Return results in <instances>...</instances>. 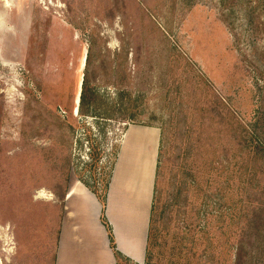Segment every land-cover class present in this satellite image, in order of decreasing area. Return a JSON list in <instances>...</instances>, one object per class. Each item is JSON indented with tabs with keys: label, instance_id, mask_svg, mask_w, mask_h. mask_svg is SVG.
<instances>
[{
	"label": "rangeland",
	"instance_id": "obj_1",
	"mask_svg": "<svg viewBox=\"0 0 264 264\" xmlns=\"http://www.w3.org/2000/svg\"><path fill=\"white\" fill-rule=\"evenodd\" d=\"M111 179L117 264H234L264 209V0H0V264H53L62 194Z\"/></svg>",
	"mask_w": 264,
	"mask_h": 264
},
{
	"label": "crops",
	"instance_id": "obj_2",
	"mask_svg": "<svg viewBox=\"0 0 264 264\" xmlns=\"http://www.w3.org/2000/svg\"><path fill=\"white\" fill-rule=\"evenodd\" d=\"M137 136L138 132L133 131ZM149 138L144 140V145L155 142L154 133L149 132ZM125 135H130V130ZM143 144V143H142ZM135 155V147L132 148ZM140 157H144L143 149L138 151ZM117 167L114 170L116 172ZM114 174L112 178L114 177ZM125 185L126 183L123 182ZM112 188V179L105 199V219L112 229L107 207L110 203V190ZM62 203V212L59 219L56 248L53 258V264H117L115 255L110 249L107 231L101 223L100 216L102 207L94 194H92L82 183H76L69 186L65 192ZM147 201L144 200L143 222L146 223L145 208ZM149 203V201H148ZM87 218V219H86ZM85 219V221H84ZM84 221V222H82ZM146 227V226H145ZM113 231V229H112ZM113 234V232H112ZM116 252L126 257V252L122 250L121 242L116 237ZM128 258V257H127Z\"/></svg>",
	"mask_w": 264,
	"mask_h": 264
},
{
	"label": "trees",
	"instance_id": "obj_3",
	"mask_svg": "<svg viewBox=\"0 0 264 264\" xmlns=\"http://www.w3.org/2000/svg\"><path fill=\"white\" fill-rule=\"evenodd\" d=\"M88 50L86 55L85 62V71L94 61L95 49L93 43H88ZM88 76L85 74L83 76L82 88L80 93V107L82 108L83 102L85 101V95L88 92ZM79 107V113L81 114V108ZM93 161L96 162V159L99 160V156L95 151L94 156L92 157ZM92 194L95 195L98 202L102 207V212L100 216L101 223L107 231V236L109 239L110 249L113 251L115 258H119L120 255L115 250V241L111 233V229L104 217L105 212V195L101 196L97 191L89 187L86 183L81 182ZM65 197V192L62 194L61 201L63 202ZM257 214L255 215L254 220H250L247 223L245 230L242 232V237L238 241L235 261L234 264H264V209L258 208ZM254 244V247H253Z\"/></svg>",
	"mask_w": 264,
	"mask_h": 264
},
{
	"label": "bare ground",
	"instance_id": "obj_4",
	"mask_svg": "<svg viewBox=\"0 0 264 264\" xmlns=\"http://www.w3.org/2000/svg\"><path fill=\"white\" fill-rule=\"evenodd\" d=\"M77 99V98H76ZM150 136H148V138H149ZM149 158V157H148ZM143 162H145V166H146V168H145V173H146V176L144 177V181L142 182V183H140V176H139V173H138V168H139V166L140 165H138V168H136V169H134V171H131V170H129V171H131V172H129L128 173V179H129V181H130V186L132 185V186H136V183H140V184H138L139 186H140V189H144L143 191H145L146 193H147V189H148V180H149V178H150V176H149V167H150V162L151 161H149L147 158H145V160H143ZM140 163V162H139ZM138 163V161H137V164H139ZM135 167V164H134V162L132 161V164H131V167H130V169H133ZM133 183V184H132ZM141 191V190H140ZM142 192V191H141ZM146 193H144V194H142L143 195V199L146 197Z\"/></svg>",
	"mask_w": 264,
	"mask_h": 264
},
{
	"label": "water",
	"instance_id": "obj_5",
	"mask_svg": "<svg viewBox=\"0 0 264 264\" xmlns=\"http://www.w3.org/2000/svg\"><path fill=\"white\" fill-rule=\"evenodd\" d=\"M76 112H77V108H76Z\"/></svg>",
	"mask_w": 264,
	"mask_h": 264
}]
</instances>
